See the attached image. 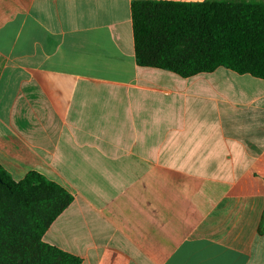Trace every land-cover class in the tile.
Masks as SVG:
<instances>
[{
    "label": "crops",
    "instance_id": "obj_1",
    "mask_svg": "<svg viewBox=\"0 0 264 264\" xmlns=\"http://www.w3.org/2000/svg\"><path fill=\"white\" fill-rule=\"evenodd\" d=\"M133 1L0 0V166L81 264H264V80L137 65Z\"/></svg>",
    "mask_w": 264,
    "mask_h": 264
},
{
    "label": "trees",
    "instance_id": "obj_2",
    "mask_svg": "<svg viewBox=\"0 0 264 264\" xmlns=\"http://www.w3.org/2000/svg\"><path fill=\"white\" fill-rule=\"evenodd\" d=\"M131 13L137 65L183 78L224 67L264 80V0H135ZM72 200L37 172L17 182L0 166V264H81L43 241Z\"/></svg>",
    "mask_w": 264,
    "mask_h": 264
}]
</instances>
